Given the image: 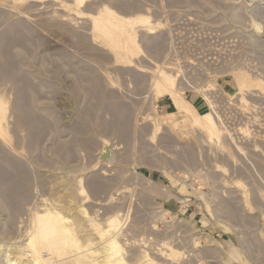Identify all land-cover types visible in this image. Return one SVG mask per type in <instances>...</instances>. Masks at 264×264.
Returning <instances> with one entry per match:
<instances>
[{"label": "rangeland", "instance_id": "rangeland-1", "mask_svg": "<svg viewBox=\"0 0 264 264\" xmlns=\"http://www.w3.org/2000/svg\"><path fill=\"white\" fill-rule=\"evenodd\" d=\"M0 6V264L30 263L47 210L79 243L119 216L129 264H264V0ZM110 21L127 30L109 41ZM127 31L132 51L111 48ZM159 73L225 134L186 122L157 94Z\"/></svg>", "mask_w": 264, "mask_h": 264}, {"label": "bare ground", "instance_id": "bare-ground-1", "mask_svg": "<svg viewBox=\"0 0 264 264\" xmlns=\"http://www.w3.org/2000/svg\"><path fill=\"white\" fill-rule=\"evenodd\" d=\"M78 2L82 4L84 0H78ZM10 5L12 4L10 3ZM110 22L114 23L115 25L113 26V28L106 27L105 32L107 33V35L105 38L106 40H109V41L110 39H114L112 35L113 30H121V31L127 30L126 23H123V24L120 23L116 25L117 22H113V21H110ZM136 23H142L141 25L142 27L143 26L147 27L146 24L148 23V19H144L139 22L136 20L132 22L130 21L131 25L135 26ZM136 25L137 27L139 26V24H136ZM131 28L133 27L131 26ZM133 34H134V31L131 33H129L128 31L124 32V34H122L120 37L113 40L111 44H109L110 47L113 49H116L117 52H120V51L124 52L126 50V53L128 54L129 52L132 51L133 46L135 45L134 43H131L132 42L131 36ZM12 36L15 37L16 35L13 34ZM18 36L15 37L16 39H8L7 45L13 46V43H15V41H21L22 39H19ZM2 39L4 40L3 37ZM2 39L0 41H3ZM8 62H11V61H8ZM9 69L13 70V68H9ZM159 75H160V78L156 80L154 84L157 94L161 97H163L164 95H170L173 105H175V107L177 108L180 114L184 115L186 122L190 123V125H192L194 128L201 130L206 135H209L212 138L219 139L221 138V134H225L222 132V130L218 128L215 122L218 120L214 121L215 118L213 119V117L209 113L199 114L195 110H193L189 104L186 106L182 105L180 96L177 94L178 91L177 92L175 91V87H176L175 77L171 75H167L166 73H161V74L159 73ZM20 96H21V93H20ZM21 99H22L21 101L25 102V98L23 95ZM206 101L208 102V100ZM25 104L27 103H24V106ZM208 104H210V102H208ZM1 106H2V103L0 102V136H5V132L3 133L4 130H2L3 129L2 125H4V123H2L3 116L1 113V108H2ZM27 112H25V115H23L22 117V121L24 124L29 122V120L25 117L28 115ZM4 120H5V117H4ZM218 123H220V121ZM223 131H225V129H223ZM222 142L223 141H221V144ZM35 218H36L35 219L36 225L31 234V237L30 238L28 237L29 241L26 243V246L27 247L29 246L31 248V251H32L33 245L35 246L33 248L34 249L33 259L30 258L31 260H30V263L28 264H47L48 260L43 257L42 250L48 252L49 256L51 257V262L49 264H61L60 262L62 260L70 259V258H72L70 260L76 259L77 261H82L83 263L90 264L89 260L94 257H96L94 264H129L126 262V258L123 256L124 254L123 248L118 241V237L121 231V222L119 220V216H115L114 218L109 219L103 227H101L100 224H96L95 222L92 223L93 225L92 227L96 228V230H98L99 234L101 235L99 242L95 243L97 245L95 247V250L93 248L95 244H93L91 241H87L85 243H79L75 239V236H73L70 232L71 230L65 226L64 224L65 218L60 213L55 212L53 210H47L43 215H36ZM80 225L82 226L83 222H81ZM90 246L91 248H89ZM17 249L19 248H15L14 250H17ZM11 255L12 253L8 255V258L6 257L7 258L6 260L9 262V264H19V263L23 264L22 260L11 258L10 257ZM54 255L55 257H53ZM52 257L57 258V260L60 262L59 263L55 261L53 262ZM148 261H150V258L148 259ZM141 264H151V263H146L145 261H143Z\"/></svg>", "mask_w": 264, "mask_h": 264}, {"label": "water", "instance_id": "water-1", "mask_svg": "<svg viewBox=\"0 0 264 264\" xmlns=\"http://www.w3.org/2000/svg\"><path fill=\"white\" fill-rule=\"evenodd\" d=\"M109 154H110V151L107 150V151L105 152V154L103 155V158H108V157H109Z\"/></svg>", "mask_w": 264, "mask_h": 264}]
</instances>
